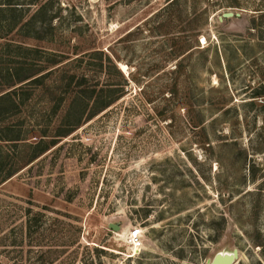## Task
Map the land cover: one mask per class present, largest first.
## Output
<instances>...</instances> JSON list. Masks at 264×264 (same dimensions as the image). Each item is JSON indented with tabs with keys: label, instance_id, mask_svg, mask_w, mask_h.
I'll return each instance as SVG.
<instances>
[{
	"label": "rangeland",
	"instance_id": "obj_1",
	"mask_svg": "<svg viewBox=\"0 0 264 264\" xmlns=\"http://www.w3.org/2000/svg\"><path fill=\"white\" fill-rule=\"evenodd\" d=\"M87 62L122 95L0 183V264H264V0H0V94L41 75L28 142Z\"/></svg>",
	"mask_w": 264,
	"mask_h": 264
},
{
	"label": "trees",
	"instance_id": "obj_2",
	"mask_svg": "<svg viewBox=\"0 0 264 264\" xmlns=\"http://www.w3.org/2000/svg\"><path fill=\"white\" fill-rule=\"evenodd\" d=\"M98 54L94 51L92 55ZM101 56L103 52L100 51ZM108 60L112 62V58L107 55ZM100 59H102L100 57ZM79 61L84 60V56L78 59ZM89 60V59H88ZM58 59L53 61L56 65L60 63ZM87 62L84 65L83 71L79 73H72L69 76H64L63 80L66 82L65 93H72L70 98L69 106L67 107L65 114L63 115L59 124L55 127V134L52 135L50 141L45 140L47 134L46 131L39 132V139L36 142H28V135L21 134V129H19L18 124L15 122L7 121L15 114L20 111L24 103L29 99V94L24 95L25 88L35 83L39 80L40 76L35 78L34 75H26L24 77L18 78L10 86L13 87L0 94V183L7 180L9 177L14 175L20 169L18 164L22 158L27 159V164L33 162L39 156H41L48 149L53 147L58 142V137L67 136L76 128H78L85 119H90L95 115L99 114L101 111L112 105L119 97L122 95V89L114 88L113 83H107L106 86H102L98 89V83H93L90 70H94L96 63ZM102 64L100 65V67ZM94 68V69H92ZM26 81V82H24ZM24 82L18 85V83ZM17 85V86H16ZM67 98L62 96L59 102H55L52 106L53 114H57L60 110L63 99ZM35 127V126H34ZM31 127L29 130H33ZM1 142L11 144L10 146L18 147L19 144L23 143V146L28 148L24 155H18L10 148L3 146ZM39 215H43L42 213ZM34 218L29 217L27 221V226L29 233L39 230L37 227H41L39 221L42 220L41 217ZM36 226V227H35Z\"/></svg>",
	"mask_w": 264,
	"mask_h": 264
},
{
	"label": "water",
	"instance_id": "obj_3",
	"mask_svg": "<svg viewBox=\"0 0 264 264\" xmlns=\"http://www.w3.org/2000/svg\"><path fill=\"white\" fill-rule=\"evenodd\" d=\"M234 15L233 12H225L223 17H230ZM110 227L113 229H120L121 225L118 223H110ZM239 256V252L237 249L233 250L231 254H223L222 251L217 252L212 259L209 260L208 264H235Z\"/></svg>",
	"mask_w": 264,
	"mask_h": 264
},
{
	"label": "built area",
	"instance_id": "obj_4",
	"mask_svg": "<svg viewBox=\"0 0 264 264\" xmlns=\"http://www.w3.org/2000/svg\"><path fill=\"white\" fill-rule=\"evenodd\" d=\"M129 238L132 251L140 250L143 246L142 229L135 227L131 230Z\"/></svg>",
	"mask_w": 264,
	"mask_h": 264
},
{
	"label": "bare ground",
	"instance_id": "obj_5",
	"mask_svg": "<svg viewBox=\"0 0 264 264\" xmlns=\"http://www.w3.org/2000/svg\"><path fill=\"white\" fill-rule=\"evenodd\" d=\"M119 64H120V63H119ZM120 65H121V67H122L123 70L128 71V70H127V65H126V64L121 63ZM232 252H233V251H227V250L222 251L223 254H231Z\"/></svg>",
	"mask_w": 264,
	"mask_h": 264
}]
</instances>
